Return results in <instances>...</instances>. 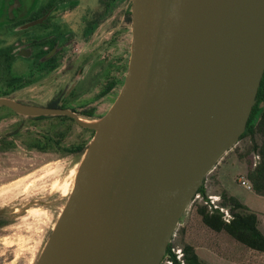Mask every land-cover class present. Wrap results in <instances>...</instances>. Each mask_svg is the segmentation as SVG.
<instances>
[{
  "label": "water",
  "instance_id": "95a60500",
  "mask_svg": "<svg viewBox=\"0 0 264 264\" xmlns=\"http://www.w3.org/2000/svg\"><path fill=\"white\" fill-rule=\"evenodd\" d=\"M133 53L108 111L0 96L93 130L34 264H160L205 177L246 129L264 72V0H132Z\"/></svg>",
  "mask_w": 264,
  "mask_h": 264
},
{
  "label": "rangeland",
  "instance_id": "374dc122",
  "mask_svg": "<svg viewBox=\"0 0 264 264\" xmlns=\"http://www.w3.org/2000/svg\"><path fill=\"white\" fill-rule=\"evenodd\" d=\"M2 1L0 0V14L3 9ZM129 2L125 0L120 4V9L128 8L133 11V5ZM74 14L76 13L70 12L63 18L71 20ZM15 33L18 32L0 25V47L11 43L15 39ZM16 35H21V39H25L23 32ZM121 39L120 47L127 57L126 77L133 53L134 30L132 25L129 26L128 32L122 34ZM29 66V61H26L23 56H15L10 61V74L14 77H25L30 73ZM2 84L3 81L0 80V87ZM52 85L53 81L22 86L17 88L12 96L17 100L44 103L46 95L54 89ZM122 86L117 87L112 100L118 96ZM111 102L108 100L104 103L99 109L100 113L107 111L111 107ZM260 106H264V103ZM256 119L257 114L252 123H255ZM17 126H21L22 133L27 128L33 132L43 133L46 128L63 129L67 127L66 143L78 138V143H83L84 147L93 135L90 131H85L73 123L62 124L55 118L30 122L23 115H14L0 108V137L7 135ZM24 137L25 135L23 139ZM262 138L260 132L254 134L248 132L240 138L207 175L206 193L218 195L221 191H226L225 186L237 187L239 191L246 192V188L240 185L239 179L245 175L249 163L256 161L252 144L255 141L260 143ZM14 139L15 145L8 149L3 148L0 143V216L8 221L6 225L0 224V264H34L67 200L81 153L62 155L56 151L41 152L25 146L24 140L22 141L20 137ZM257 199L259 200L257 207H262L261 210H263L260 213L263 221L264 196H259ZM194 203L197 204V201ZM259 228L264 232L262 224ZM178 242H192L199 248L197 253L201 258H203L200 250L202 248L211 252L213 258L224 257L223 259L215 258L222 262L212 260L211 264H264V253L247 248L224 232H214L208 229L201 222L196 207L192 205L181 218Z\"/></svg>",
  "mask_w": 264,
  "mask_h": 264
},
{
  "label": "flooded vegetation",
  "instance_id": "af4514ba",
  "mask_svg": "<svg viewBox=\"0 0 264 264\" xmlns=\"http://www.w3.org/2000/svg\"><path fill=\"white\" fill-rule=\"evenodd\" d=\"M124 1L3 0L0 25L10 27L14 32H23L25 38L21 39V35L15 33V39L6 45L10 48L12 58L23 56L30 63V73L21 77L24 79L23 86L53 81L54 89L46 95L44 103L18 101L66 108L88 118L104 115L109 108L104 113H100L99 109L108 100L113 104L116 98L112 100V96L125 81L127 57L120 44L122 34L128 32L132 25V11L120 9ZM129 1L133 5V1ZM70 12L76 14L71 16V20L64 19L63 16ZM25 117L30 122L55 118L62 124L73 123L93 134L92 129L79 125L68 115ZM22 130L21 126H17L7 135L1 136L0 140L15 141L14 138L20 137L23 141L34 136L37 142L51 143L49 147H32L37 151H56L62 155L81 151L76 150L83 144L78 143V138L66 143L67 127H50L43 133L28 128L22 133ZM7 223L0 216V224L3 226Z\"/></svg>",
  "mask_w": 264,
  "mask_h": 264
},
{
  "label": "trees",
  "instance_id": "16d2710c",
  "mask_svg": "<svg viewBox=\"0 0 264 264\" xmlns=\"http://www.w3.org/2000/svg\"><path fill=\"white\" fill-rule=\"evenodd\" d=\"M9 49L8 46L0 47V80L3 81V84L0 87V96H8L24 84V79L21 77H14L10 74V61L12 54H10ZM261 103H264V72L256 94V103L250 113L246 129L240 136V138H242L248 132L252 134L260 132L263 136L260 143L255 141L252 144V151H254L259 158L256 162L251 161L249 163L244 177L250 183L251 190H253L254 193L264 196V106L261 107ZM3 109H6L11 114H15L11 109L5 107H3ZM256 114V122L252 123ZM23 142L28 148L49 147L51 145L50 142L46 144L37 142L34 136L27 137ZM0 143H2V147L6 149L15 145L14 140H0ZM83 148L84 144L79 145L76 150H83ZM198 192L206 198L207 193L204 182L199 187ZM218 195L220 197L218 204L228 207L231 215L230 219L226 221L223 218V213L218 208H214L213 206L209 208L202 202L197 201V204L193 203L192 206L196 207L201 222L214 232H224L233 240L247 248L256 252L264 253V233L259 228L258 214L246 204L242 203L234 195H231L226 191H221ZM175 242L182 247L185 264H208L197 254L192 242H178V231ZM170 247L171 243L167 246L166 254L172 258L174 264H180L174 254L170 252Z\"/></svg>",
  "mask_w": 264,
  "mask_h": 264
},
{
  "label": "built area",
  "instance_id": "2783aa9c",
  "mask_svg": "<svg viewBox=\"0 0 264 264\" xmlns=\"http://www.w3.org/2000/svg\"><path fill=\"white\" fill-rule=\"evenodd\" d=\"M255 158L257 160L259 158V156L257 154H255ZM206 179H207V176L204 179V186H206L205 185ZM239 183H240V185L244 186L245 188L251 189L250 183L248 182V180L244 176H241V178L239 179ZM219 200H220L219 195L207 194L206 198H205L200 192H197L193 197L191 205L195 201H198V202H202L204 205H207L209 208H211L212 206L214 208H218L223 213V218L226 221H228L231 217L229 209H228V207L219 205L218 204ZM179 225H180V223H179ZM179 225L177 226L176 230L174 231V233L172 235V238L170 241V243H171L170 252L174 254L175 258L180 262V264H185V262L183 260L182 247L175 242ZM160 264H174V262H173L172 258L169 257V255L165 254V256L162 259Z\"/></svg>",
  "mask_w": 264,
  "mask_h": 264
},
{
  "label": "crops",
  "instance_id": "0c3cea01",
  "mask_svg": "<svg viewBox=\"0 0 264 264\" xmlns=\"http://www.w3.org/2000/svg\"><path fill=\"white\" fill-rule=\"evenodd\" d=\"M225 190L231 194V195H234L236 198H238L242 203L246 204L249 208H251L252 210H254L257 214H258V219H259V227H260V224H262V227H263V230H264V220L262 221L261 219V212L263 210H261L262 207H257V205L259 204V200L257 198H259L260 195H257L256 193L253 192V190L251 189H247L246 188V192H243V191H239L238 189H236L237 187H224ZM261 230V228H260ZM262 231V230H261ZM263 232V231H262ZM264 233V232H263ZM195 246V245H194ZM197 249L199 250V248L197 246H195V250L197 252ZM201 250V255L203 256V260L206 262V263H210V261H214L216 260L217 262H222V261H218L217 259L218 258H221L223 259L224 257H219L218 255V258L215 259L213 258V254L211 252H209L207 249H200ZM198 254V253H197ZM199 255V254H198ZM200 256V255H199ZM201 257V256H200ZM220 260V259H219ZM211 264V263H210Z\"/></svg>",
  "mask_w": 264,
  "mask_h": 264
},
{
  "label": "bare ground",
  "instance_id": "6f19581e",
  "mask_svg": "<svg viewBox=\"0 0 264 264\" xmlns=\"http://www.w3.org/2000/svg\"><path fill=\"white\" fill-rule=\"evenodd\" d=\"M53 168H54V167H53ZM52 170H53V169H52ZM54 170H55V169H54ZM35 178H36V177H35ZM55 179H56V178H55ZM32 181H33V180H32ZM18 182H19V181H18ZM52 182H53V181H52ZM54 183H55V182H54ZM15 184H16V183H15ZM18 184H19V183H18ZM29 184H30V183H29ZM19 185H20V184H19ZM22 185H23V184H22ZM25 185H26V184H25ZM48 185H49V184H48ZM16 186H17V185H16ZM18 187H20V186H18ZM24 187H25V186H24ZM26 187H27V186H26ZM57 187H58V186H57ZM57 187H56V189H57ZM13 188H14V187H13ZM4 189H5V188H4ZM8 189H9V188H8ZM25 189H26V188H25ZM56 189H55V190H56ZM23 190H24V189H23ZM5 191H6V190H5ZM32 191H33V190H32ZM30 192H31V191H30ZM2 196H3V195H2ZM7 198H8V197H7ZM7 198H6V199H7ZM4 200H5V199H4ZM31 210H32V209H31ZM31 210H30V211H31ZM39 210H40V209H39ZM37 211H38V210H37ZM33 212H34V211H33ZM35 212H36V211H35ZM29 213H30V212H29ZM32 216H33V215H32ZM48 216H49V215H48ZM36 218H37V217H36ZM48 220H49V218H48Z\"/></svg>",
  "mask_w": 264,
  "mask_h": 264
}]
</instances>
